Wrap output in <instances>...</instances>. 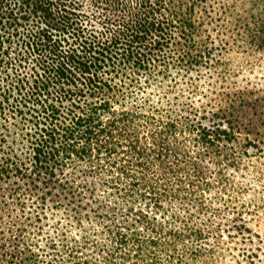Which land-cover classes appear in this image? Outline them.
<instances>
[{"label": "trees", "instance_id": "obj_1", "mask_svg": "<svg viewBox=\"0 0 264 264\" xmlns=\"http://www.w3.org/2000/svg\"><path fill=\"white\" fill-rule=\"evenodd\" d=\"M202 2L0 0V264H264V0Z\"/></svg>", "mask_w": 264, "mask_h": 264}, {"label": "rangeland", "instance_id": "obj_2", "mask_svg": "<svg viewBox=\"0 0 264 264\" xmlns=\"http://www.w3.org/2000/svg\"><path fill=\"white\" fill-rule=\"evenodd\" d=\"M201 4L207 9L208 13L215 18L224 17V12L230 14L229 26L232 31L227 30L225 21L218 20L214 24L207 26L206 33H210L213 38H225L229 39L238 38L236 33H242V29L237 28L235 20H239L244 17L250 24L254 21L255 16H257L258 11H260L261 6L258 4L257 0H203ZM198 12V8H197ZM198 15V13H197ZM250 22V23H249ZM217 25V27H215ZM205 26V27H206ZM230 40V39H229ZM232 42V41H231ZM228 49L222 57L223 60L229 62V65L224 69L226 74H230L228 89H238L243 86H248L251 88L255 86L257 88L264 87V51H256L255 48L251 47L249 41H234L231 46H227ZM259 50V49H258ZM217 70H222L219 67ZM213 71V74L217 72ZM213 80V79H212ZM234 86V87H233ZM209 90H220L218 86H208L204 89Z\"/></svg>", "mask_w": 264, "mask_h": 264}]
</instances>
